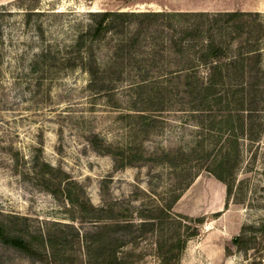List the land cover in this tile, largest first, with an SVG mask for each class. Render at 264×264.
I'll return each mask as SVG.
<instances>
[{
	"label": "rangeland",
	"instance_id": "rangeland-1",
	"mask_svg": "<svg viewBox=\"0 0 264 264\" xmlns=\"http://www.w3.org/2000/svg\"><path fill=\"white\" fill-rule=\"evenodd\" d=\"M102 12L136 16L91 46L83 44L80 55L77 42L97 19L93 13ZM227 12L253 14L245 48L259 47L261 62L251 60L245 75L231 81H258L260 91L247 102L216 97L206 109H194L177 88L187 77L183 55L194 61L207 35L187 34L186 20L173 14ZM91 54L94 77L81 64ZM193 66L192 77H207L204 65ZM248 105L255 112L234 149L239 165L228 197L206 167L227 140L219 132L220 116L242 114ZM138 114L155 119L140 128L134 125ZM94 135L100 152L91 144ZM198 144L204 152L184 155ZM171 162L200 168L173 208L204 219L179 264H245L232 239L264 219V0H0V222L21 233L51 230L66 239L72 232L63 225L92 229L79 210L45 189L42 163L65 173L80 201L122 203L117 214L141 222L139 216L166 206L183 180ZM155 239L138 240L139 264H157ZM0 264L55 263L0 243Z\"/></svg>",
	"mask_w": 264,
	"mask_h": 264
},
{
	"label": "trees",
	"instance_id": "trees-1",
	"mask_svg": "<svg viewBox=\"0 0 264 264\" xmlns=\"http://www.w3.org/2000/svg\"><path fill=\"white\" fill-rule=\"evenodd\" d=\"M173 15L186 20L187 23L183 27L187 34L194 36L203 34L205 37L207 35L202 42L203 48L201 50L197 48L195 52L198 56H194L196 58L194 61L189 56L186 57V54L183 55L187 60L182 71L187 74V77L181 85L182 89L177 88L180 94L191 97L190 103H193L194 109L201 107L206 109L211 98H224L229 100L230 104L231 99L229 98H232L234 102L235 98L240 97L243 103V100L247 102V99L259 93L258 81L250 83L240 80L236 84L231 81L234 75L236 77L245 75L247 63L251 60H256L258 64L261 62L262 52L259 47L245 48L250 42L245 30L248 29L246 26L251 23L252 13H179ZM135 16V14L122 12L93 13V17L97 19L77 42L79 54L84 53L83 47L86 43L91 46L104 34L119 29L126 23L125 20ZM216 37L219 40H216ZM187 51H190V47ZM195 63L207 68L206 78L192 77L188 73L194 70ZM81 64L92 77L98 73L95 68L97 61L94 54L81 57ZM247 107L246 110H242L244 111L242 114L235 115L225 112L224 116H220L219 132L227 134V140L221 149L222 152L206 167L211 175L226 186L228 197L232 194L236 169L239 165V152L234 149L238 148L239 137L246 134L247 119L251 113L255 112L249 105ZM135 119L134 125L141 128L147 127V121L155 118L138 114ZM97 140L98 137L94 135L91 144L95 150L100 152L101 148ZM202 152H204V147L198 144L184 155L191 158ZM166 157L169 158L168 155ZM169 164L179 168V174L183 180L172 191V196L165 204L166 206H156L148 212L150 215H141L139 216L141 222H136L126 214H117V208L122 203L116 202L103 207H95L88 200L80 201L77 196L73 195V182L68 180L67 175L47 163H42L40 172L45 181V189L55 197H63L73 208L79 210L82 219L93 224L92 229L81 232L72 225H63L72 232V237L66 239L51 230L38 229L35 232L21 233L12 230L8 224L0 222V243L41 261L51 259L55 264H139L143 257L137 254L138 240L146 238V235H152L156 238L153 242L157 250L156 263L179 264L189 240L199 236V227L204 224V219L174 214L173 208L198 177L200 168L183 166V163H179L181 167L175 162ZM61 181H65L64 187ZM54 187L57 190H54ZM121 211V213H128L130 209ZM155 212L159 215L154 214ZM172 228L176 232H172ZM232 244L243 253L245 264H263L264 219L258 225L244 226L241 233L232 239Z\"/></svg>",
	"mask_w": 264,
	"mask_h": 264
}]
</instances>
